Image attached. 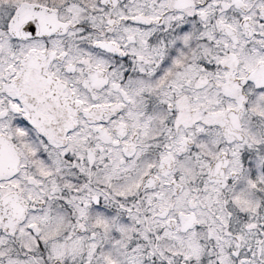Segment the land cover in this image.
<instances>
[{
    "label": "snow or ice",
    "instance_id": "snow-or-ice-1",
    "mask_svg": "<svg viewBox=\"0 0 264 264\" xmlns=\"http://www.w3.org/2000/svg\"><path fill=\"white\" fill-rule=\"evenodd\" d=\"M0 264H264V0H0Z\"/></svg>",
    "mask_w": 264,
    "mask_h": 264
}]
</instances>
